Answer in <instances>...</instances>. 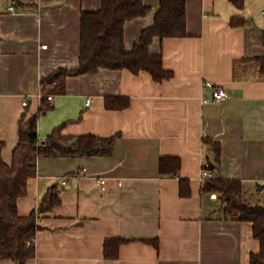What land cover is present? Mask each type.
Instances as JSON below:
<instances>
[{
	"label": "crops",
	"instance_id": "1",
	"mask_svg": "<svg viewBox=\"0 0 264 264\" xmlns=\"http://www.w3.org/2000/svg\"><path fill=\"white\" fill-rule=\"evenodd\" d=\"M185 1L188 36L155 38L150 48L162 55L170 79L101 68L69 76L66 93L48 101L40 98L42 83L79 68L82 14L98 11L102 0H0L6 163L27 112L38 114L41 140L62 124L68 137H117L108 156L39 158L19 213L37 210L54 186L61 203L38 215L37 254L27 264H251L260 252L253 223L227 215L221 195L207 192L200 176L209 162L215 179L242 182L245 198L264 204V74L257 60L264 57V0H245L243 8L231 0ZM144 3L151 12L125 26L128 51L154 25L161 0ZM207 82L225 88L229 99L214 102ZM43 102L53 107L39 113ZM165 157L181 161L179 175L161 174ZM108 240L112 248L125 241L115 257L105 255Z\"/></svg>",
	"mask_w": 264,
	"mask_h": 264
},
{
	"label": "trees",
	"instance_id": "2",
	"mask_svg": "<svg viewBox=\"0 0 264 264\" xmlns=\"http://www.w3.org/2000/svg\"><path fill=\"white\" fill-rule=\"evenodd\" d=\"M238 8L244 7L245 0H231ZM151 8L144 0H102L96 12H84L81 22V49L79 68L75 71L58 70L42 83L43 95H62L67 90V78L83 74H95L101 68L128 70L133 74L146 71L155 81L170 79L173 73L167 71L162 55L151 53L155 38H182L188 36L187 3L185 0H161L154 25L143 30L140 39L131 51L125 44L127 22L145 17ZM264 74V57L257 59ZM52 105L43 102L39 113L48 112ZM65 124L56 127L52 134L41 140L38 133V114L25 113L21 119L19 142L13 153L11 164L6 163L3 152L5 142L0 138V261L11 260L27 264L36 257V238L40 227L38 215L49 212L60 203V190L52 187L42 204L29 216H21L19 199L28 192L29 180L38 174L40 157L108 156L114 149L117 137L100 138L83 136L68 137L63 134ZM218 155L220 148H216ZM181 161L165 157L160 163L161 174L179 175ZM181 182V193L188 196ZM189 187V186H187ZM207 192L221 195L227 215L240 221L253 223L254 237L260 242V252L253 254L251 264H264V204L251 205L245 200V186L240 181L212 179L205 183ZM111 240L105 244V255L115 257L119 240L112 248ZM154 242V241H152Z\"/></svg>",
	"mask_w": 264,
	"mask_h": 264
},
{
	"label": "built area",
	"instance_id": "3",
	"mask_svg": "<svg viewBox=\"0 0 264 264\" xmlns=\"http://www.w3.org/2000/svg\"><path fill=\"white\" fill-rule=\"evenodd\" d=\"M10 11L14 12L15 11V7L12 6L10 7ZM264 14V12H263ZM46 47V46H45ZM206 86L209 87L212 90V95H213V101L216 103H221V102H225L229 99V94L227 92V90L223 87L217 86L212 82H207ZM40 98H47L48 101H52L53 100V95H49L47 97H45L43 94L40 95ZM90 103V101H88V104ZM24 106H28V102L25 101L24 102ZM215 179V173L214 170L212 168L211 163L206 162L203 165L202 171H201V176H200V180L203 183H206L209 180ZM99 182L102 185L106 184V180L105 179H100ZM66 184V182H64V185ZM105 189V188H104Z\"/></svg>",
	"mask_w": 264,
	"mask_h": 264
},
{
	"label": "rangeland",
	"instance_id": "4",
	"mask_svg": "<svg viewBox=\"0 0 264 264\" xmlns=\"http://www.w3.org/2000/svg\"><path fill=\"white\" fill-rule=\"evenodd\" d=\"M245 200L247 202H249L251 205H257L259 202H261L260 199L256 198V197H247L246 196Z\"/></svg>",
	"mask_w": 264,
	"mask_h": 264
}]
</instances>
